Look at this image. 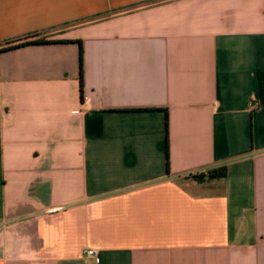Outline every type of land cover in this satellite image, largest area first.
Segmentation results:
<instances>
[{
    "label": "crops",
    "instance_id": "obj_1",
    "mask_svg": "<svg viewBox=\"0 0 264 264\" xmlns=\"http://www.w3.org/2000/svg\"><path fill=\"white\" fill-rule=\"evenodd\" d=\"M0 264H264V0H0Z\"/></svg>",
    "mask_w": 264,
    "mask_h": 264
},
{
    "label": "trees",
    "instance_id": "obj_2",
    "mask_svg": "<svg viewBox=\"0 0 264 264\" xmlns=\"http://www.w3.org/2000/svg\"><path fill=\"white\" fill-rule=\"evenodd\" d=\"M37 34H30L29 36H24L23 38H20L21 40L19 41H22L21 43H18V44H15V45H12V46H9L8 48H14V47H18V46H22V45H26V44H30V43H46V42H49L50 40H48L47 38L41 36V37H38L34 40H30V41H26L25 39H28V37H32V36H35ZM80 48V55H81V52H82V49H81V46L79 47ZM80 60H81V56H80ZM226 176V168L223 167V168H220V169H211V170H208L206 172V174H201L199 176H192L194 179H200L202 180L204 177H206L207 179H217V178H224Z\"/></svg>",
    "mask_w": 264,
    "mask_h": 264
},
{
    "label": "built area",
    "instance_id": "obj_3",
    "mask_svg": "<svg viewBox=\"0 0 264 264\" xmlns=\"http://www.w3.org/2000/svg\"><path fill=\"white\" fill-rule=\"evenodd\" d=\"M83 258L86 263H98L99 262V256L98 252L94 248H86L83 251Z\"/></svg>",
    "mask_w": 264,
    "mask_h": 264
}]
</instances>
